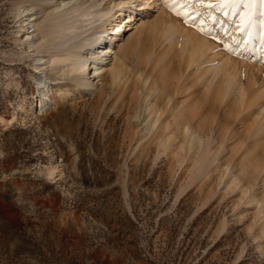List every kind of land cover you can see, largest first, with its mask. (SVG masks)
Instances as JSON below:
<instances>
[{
	"label": "rangeland",
	"instance_id": "obj_1",
	"mask_svg": "<svg viewBox=\"0 0 264 264\" xmlns=\"http://www.w3.org/2000/svg\"><path fill=\"white\" fill-rule=\"evenodd\" d=\"M14 2L0 0V264H264L259 208L240 201L239 190L219 186L217 165L193 176V158L179 140L165 147L147 132L138 74L161 82L178 66L177 58L158 61L160 32L128 30L120 43L130 53L127 77L114 82L107 71L93 79L95 88L80 94L69 79L36 68L28 30L21 27L26 17L20 19ZM254 2L261 34L253 40L245 37L250 26L239 25L249 0L223 9L197 5L198 13L183 0H168L162 19L229 55L250 88L247 74L258 64L256 85H264L258 38L264 35V0ZM42 75L50 80L47 96L62 89L77 99L58 98L39 109ZM218 110L224 118L225 110ZM206 113L209 124L214 113ZM235 115L227 121L240 136L244 127ZM55 166L59 172L51 177ZM263 191L262 173L251 192L264 200Z\"/></svg>",
	"mask_w": 264,
	"mask_h": 264
},
{
	"label": "bare ground",
	"instance_id": "obj_2",
	"mask_svg": "<svg viewBox=\"0 0 264 264\" xmlns=\"http://www.w3.org/2000/svg\"><path fill=\"white\" fill-rule=\"evenodd\" d=\"M14 3L20 19L26 17L21 27L28 30L26 39L34 47L36 68L42 74L51 71L53 79H69L80 94L83 89L95 88L93 79L101 78L107 71L114 82L120 83L127 77V51L124 53L126 49L120 43L128 30L134 29L139 35L159 31L163 49L157 54L158 61L162 64L166 59L173 62L177 58L178 66L169 79L161 78L160 83L156 77L150 83L147 75L138 74L141 85L137 91L147 118V132H152V137L165 147L179 140L193 158L190 170L193 176L203 177L206 172L211 173L213 164L217 165L219 186L229 192L239 190L240 201L246 199V203L259 208L255 220L264 226V200L251 192L256 177L264 174V85H256L255 77L262 64L251 65L247 88L242 75L232 67L229 55L217 54L212 44L206 43V39L197 40V35L195 40L192 31H186L176 21L165 24L162 18L167 7L161 0H15ZM155 7L159 16L153 13ZM256 9L252 0L246 18L238 23L250 26L249 33L244 31L246 41L261 34L254 19ZM152 16L154 23L150 22ZM258 38L263 43V54L259 52L264 55V35ZM154 55L150 58L155 62ZM49 82L43 75L37 80L39 109L52 107L58 98H76L62 89L47 96ZM217 101L218 107L225 110L224 118L217 115L221 111L216 107ZM208 110L214 113L209 124L203 120ZM234 114L244 127L240 136L233 126L229 128L233 124L227 121ZM216 143H220V148ZM229 152L231 158L226 155ZM221 155L225 162H220ZM58 172L55 166L49 173L54 177Z\"/></svg>",
	"mask_w": 264,
	"mask_h": 264
},
{
	"label": "snow or ice",
	"instance_id": "obj_3",
	"mask_svg": "<svg viewBox=\"0 0 264 264\" xmlns=\"http://www.w3.org/2000/svg\"><path fill=\"white\" fill-rule=\"evenodd\" d=\"M164 2L167 4L168 0H164ZM175 0H173V3ZM240 0H216V2H212V0H183V6H190L194 10H196V6L200 5L201 7L206 8H222L225 6H228L229 4L238 3ZM251 2V0H249ZM198 13V10H196ZM177 15H187V13H184L182 11H179L176 13ZM187 22V21H186ZM203 31V29H201Z\"/></svg>",
	"mask_w": 264,
	"mask_h": 264
}]
</instances>
